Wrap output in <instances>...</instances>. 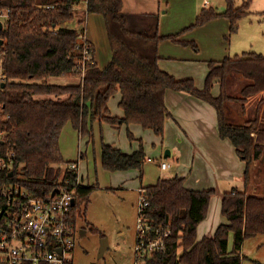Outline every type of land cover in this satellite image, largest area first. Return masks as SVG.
Returning a JSON list of instances; mask_svg holds the SVG:
<instances>
[{"label": "trees", "instance_id": "1", "mask_svg": "<svg viewBox=\"0 0 264 264\" xmlns=\"http://www.w3.org/2000/svg\"><path fill=\"white\" fill-rule=\"evenodd\" d=\"M82 2L87 3L88 15L105 19L112 59L104 68L96 63L88 40L91 60L83 63L84 43L79 36L86 32L85 27L77 30L65 25L75 19L80 25L85 23L84 15L77 17ZM251 3L246 0L236 6L235 0H226L224 12L204 7L191 26L177 34L161 35L159 14H127L124 0H0V13L9 12L0 30L4 41L0 48V131L7 133L4 150L16 155L14 176L8 174L6 181L39 198H49L66 187L76 200L74 221L91 226L87 210L96 187L79 184L77 170L62 169L67 163L60 148L64 127L71 124L81 137L92 138L97 121L114 127L137 124L163 136L166 121L172 118L165 103L167 91L190 94L216 109L221 138L232 142L247 165L245 189L223 194L226 222L213 235L199 240L198 227L208 216L216 189H189L185 178L178 176L143 187L150 202L149 221L171 231L166 252L157 255L154 263L242 264L244 242L264 235V196L247 192L252 165L264 164V115L258 113L244 124H235L229 120L227 108L245 105L264 93V54L250 52L209 61L204 88L199 89L193 79H177L160 68L159 45L171 40L198 52L195 41L179 38L221 18L235 28L250 14ZM59 77H78L80 81L50 83ZM216 84L220 85L217 96L213 93ZM118 92L123 118L111 116L108 107ZM129 139L135 140L131 133ZM146 161L142 142L131 154L102 144L101 163L109 172L139 170L142 179ZM90 229L99 232L93 226ZM231 235L233 249L229 250Z\"/></svg>", "mask_w": 264, "mask_h": 264}, {"label": "rangeland", "instance_id": "2", "mask_svg": "<svg viewBox=\"0 0 264 264\" xmlns=\"http://www.w3.org/2000/svg\"><path fill=\"white\" fill-rule=\"evenodd\" d=\"M206 1H209L211 7L219 12L226 10V0H165L166 5L160 11L161 16H164V27L167 29L173 28V30L181 28L180 30H183L191 26L196 22V18L205 7ZM235 1L236 6H241L246 0ZM150 4L152 5V3H148V6ZM78 7L84 9L83 4ZM80 16H83L81 12L77 17L79 18ZM213 21L214 23L207 32L209 37L198 35V37H195L197 39H194L199 48L201 47L203 53L218 54L220 56L217 59L218 61L226 57L242 56L250 52L264 54V0H252L250 14L244 17L235 28L231 27L230 21L226 18ZM68 23L71 25L69 26L70 28L77 30L81 28L77 19ZM85 25L84 23V27ZM194 31L196 30L190 32ZM94 32L91 27V33L94 34ZM189 37L194 36L190 34ZM213 45L217 47V51L216 49L214 50ZM79 81L78 77L50 79V83L61 85L77 84ZM238 85L239 88L242 86L241 83ZM217 88L219 92L220 85H216L215 91ZM109 108L113 116H117L118 111L123 114V109L119 106V99L116 95L111 99ZM258 113L261 117L264 115V93L252 97L245 105L236 103L227 108L229 120L235 124H244L248 119L256 117ZM95 124L93 140L81 137L71 124H67L64 127L60 140L61 152L65 161H67L62 166V169L65 170L70 167L68 162L81 161L80 176H84L87 183L96 187L88 205L87 221L99 232H92L91 226L84 224L86 234L83 237L78 235L76 239L74 264H133L139 202V193L136 187H138L137 183L142 180L141 175L137 179L132 172L112 173L105 170L101 163L100 153L103 142H106V144L109 142L111 145L127 151L131 150L133 147V141L129 139V133L131 132H128L125 126L119 130L112 128L109 123H102L101 125L97 121ZM144 131L145 133L141 137L147 157L144 165V185H149L151 183L148 174H152L154 179L151 180L156 181L157 176H159L158 165L149 163V157L160 159L159 156L162 155V159H160L162 161L165 159L164 156L167 150H171L169 146H175L177 141L171 135L158 136L152 130L144 129ZM232 146L234 147L233 144ZM162 147H164L163 153ZM81 153L84 155L83 158H81ZM236 156L239 163L242 164L243 172L238 179L236 178L235 182H215L212 187V189H216L212 202L213 211L218 209V204L222 206V196L224 193L230 192L233 188L232 186L238 187L240 190L245 189L244 175L247 165L237 152ZM200 160H202L201 157ZM204 165L209 167L206 163ZM250 170L251 181L247 187V192L264 196V164L256 162ZM120 185H123V187L120 188ZM81 207L83 209V205ZM219 215L223 216L222 210ZM229 242V248L232 250L233 235L230 236ZM240 254L243 257L242 264H255L256 262L264 264V235L247 239L242 246ZM0 264H7L3 260L1 253Z\"/></svg>", "mask_w": 264, "mask_h": 264}, {"label": "crops", "instance_id": "3", "mask_svg": "<svg viewBox=\"0 0 264 264\" xmlns=\"http://www.w3.org/2000/svg\"><path fill=\"white\" fill-rule=\"evenodd\" d=\"M148 3H152V5L150 4V6H148ZM81 4L84 5V9L82 7H78L77 10L79 11L78 13L81 12L82 15L86 17L85 29L87 40L90 41V43H92L94 47V57L96 63L100 68H104L112 59V51L106 29L105 19L102 15L99 14L88 15L86 13L87 3L83 2ZM165 5V0H124V12H126L127 14H159L161 35L177 34L182 31L180 30L181 28L173 30V28L167 29L164 27V16H161L160 11ZM205 7H211L209 1L205 2ZM213 23L214 21L206 24L203 27L195 29L196 31L192 33H186L181 36L179 40L195 41L197 39L195 37H198V35H205L209 37L207 32L209 31V28ZM65 25L67 27L71 26L68 22ZM91 27L95 31L94 34L91 33ZM81 28H84V24H81ZM190 34H193L194 37H189ZM212 47H214V50H218L215 45H213ZM159 53L161 56L159 65L163 71L168 72L177 79L191 78L196 81V86L199 89L204 88L205 79L209 72L208 62L218 61L217 59H219L220 57L218 54L203 53L201 47L200 50L196 52L191 47L183 46L171 40H164L160 43ZM216 85L218 86V84ZM215 89L213 93L215 96H217L219 94L218 88L216 91ZM116 96L118 97L120 103L121 93L118 92ZM165 103L169 112L172 115V118L166 121L164 134L173 136L174 139H176L177 144L175 146H169L171 150L167 151H170V157L166 158V156H164L165 159H163L162 161H160V159H162V155L159 156L160 159L149 157V163H155L158 165L159 176L156 175V181L151 180L154 179V176L152 174H148V178L150 179L151 184L144 185V170L142 180L140 181V183H137L138 187L136 188H138V191L142 187H147L156 184L160 179H171L176 176L185 178L186 187L192 190L212 189L215 182L218 181L222 183L235 182L236 178L238 179L243 172V168L241 166L242 164H240L238 161L235 152L236 149L232 146V142L227 139H222L220 136L218 113L216 109L207 102L198 99L190 94L184 92H176L172 90L167 91L165 96ZM109 104H111V100L109 101ZM109 110L111 109L109 108ZM118 112L119 113H117V116H113V113L110 111L111 116L123 118L124 111L123 114L121 111ZM94 125L96 124L94 123ZM110 126L114 129L119 130L123 126H125L127 127L128 132H131L135 138V140H133V147L131 150L127 151L123 148L122 150L121 148L115 145L113 146L129 154L137 151L140 148L142 141L141 137L145 133L143 127L137 124L122 125L120 127H114L112 125ZM75 131L79 134L77 130ZM83 138H87V140H93V138L89 137ZM104 143L106 144V142ZM107 144L110 143L108 142ZM163 148L164 147H162V149ZM163 152L164 149L162 153ZM83 156V153H81V158H83ZM200 157L202 158V160H200ZM167 159H169V162L167 161ZM72 162H75L78 165L77 172L79 184L89 186L90 184L85 181L84 176H80L79 174V169L82 164L81 161L74 160L69 163ZM163 163L169 164L168 169L165 171L161 169V165ZM204 163L209 165V167L204 165ZM208 169L211 173L208 171ZM119 172H132V174L137 177V179L141 175V172L139 170ZM120 186V188L123 187V185ZM232 187L233 188L231 189V191L233 189H239L238 187ZM212 202L213 198L210 202L207 218L198 227L199 240L203 239L205 236L213 235L216 232L217 228L221 225L220 223L226 222L224 216L221 215V217L219 215L220 211L222 210V206L218 204V209L213 211Z\"/></svg>", "mask_w": 264, "mask_h": 264}, {"label": "built area", "instance_id": "4", "mask_svg": "<svg viewBox=\"0 0 264 264\" xmlns=\"http://www.w3.org/2000/svg\"><path fill=\"white\" fill-rule=\"evenodd\" d=\"M9 12L0 13L3 23ZM83 41L84 65L91 60L86 32ZM2 71H0V74ZM5 131H0V253L7 264H72L79 235L73 216L74 192L66 187L57 189L49 198L34 197L13 182L16 155L4 150ZM169 164L163 163L162 170ZM77 170V163L70 165ZM11 173L13 175L11 176ZM79 183V182H78ZM136 244L133 264H155L157 255L166 252L171 231L149 221L150 206L146 189H139Z\"/></svg>", "mask_w": 264, "mask_h": 264}, {"label": "flooded vegetation", "instance_id": "5", "mask_svg": "<svg viewBox=\"0 0 264 264\" xmlns=\"http://www.w3.org/2000/svg\"><path fill=\"white\" fill-rule=\"evenodd\" d=\"M85 223L82 221H77L78 229H79V235L83 237L86 234V229H85Z\"/></svg>", "mask_w": 264, "mask_h": 264}, {"label": "water", "instance_id": "6", "mask_svg": "<svg viewBox=\"0 0 264 264\" xmlns=\"http://www.w3.org/2000/svg\"><path fill=\"white\" fill-rule=\"evenodd\" d=\"M3 29V23L0 21V30H2ZM3 44H4V41L2 40V39H0V48L3 46ZM170 151H167L166 152V158H168V157H170ZM13 175V173H11V176ZM53 195H55V192L53 193ZM76 204V200H74V202H73V205H75Z\"/></svg>", "mask_w": 264, "mask_h": 264}]
</instances>
